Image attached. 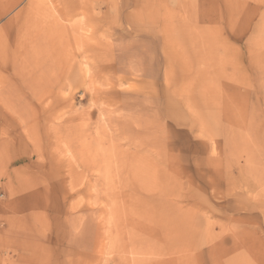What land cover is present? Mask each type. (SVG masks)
<instances>
[{
	"label": "rangeland",
	"instance_id": "obj_1",
	"mask_svg": "<svg viewBox=\"0 0 264 264\" xmlns=\"http://www.w3.org/2000/svg\"><path fill=\"white\" fill-rule=\"evenodd\" d=\"M0 264H264V0H0Z\"/></svg>",
	"mask_w": 264,
	"mask_h": 264
}]
</instances>
